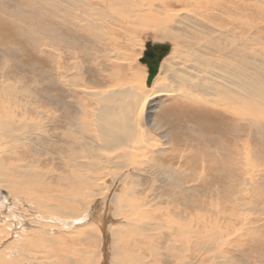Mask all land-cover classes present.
<instances>
[{"label":"bare ground","instance_id":"bare-ground-1","mask_svg":"<svg viewBox=\"0 0 264 264\" xmlns=\"http://www.w3.org/2000/svg\"><path fill=\"white\" fill-rule=\"evenodd\" d=\"M183 1L153 4L157 12L145 8L135 14L126 12V0H25L26 6L19 0L6 2L7 15L16 17L12 28L24 34L41 30L44 36L39 45L29 41L37 59L30 72L15 63L0 67V264H257L258 252L264 250L261 241L257 248L239 249L236 257L217 245L227 246L232 236L250 238L248 231L259 239L261 225L249 221L235 227L231 217L209 218L205 212L193 216L163 202L173 199V175L182 189L191 175L206 173L212 161L201 158L192 166L191 150L171 144L161 129L172 125L150 112L157 99L175 95L180 103L190 98L207 103L222 111L224 120L229 115L237 119L238 136L246 133L264 144V36L243 30L254 27L242 13L248 0H208L210 8L218 1L224 9L236 8L214 10L232 24L207 29L197 27L204 21L196 9L173 11ZM126 24L158 34L176 32L180 57L163 61L150 86L126 87V74L118 64ZM117 31L119 36L112 39ZM0 54L5 59L1 48ZM176 59L194 67L182 71L185 62L176 61L174 67ZM126 61L133 70L135 61ZM101 65L109 71L107 78ZM202 78L210 84H202ZM108 83L114 87L106 88ZM224 149L223 143L219 151ZM163 155L171 159L170 171L159 167ZM256 159L264 172V161ZM238 162L231 164L241 178ZM132 170L153 179L146 186L163 185L159 202L139 188L137 179L126 186ZM244 186L247 191L255 187L249 174ZM253 197L254 211L261 214L264 192ZM61 230L71 233L59 235ZM157 238L167 240L162 253L157 252ZM139 239L152 244V258H143L138 247L126 253V242L137 246ZM97 243H103L102 260Z\"/></svg>","mask_w":264,"mask_h":264},{"label":"rangeland","instance_id":"rangeland-1","mask_svg":"<svg viewBox=\"0 0 264 264\" xmlns=\"http://www.w3.org/2000/svg\"><path fill=\"white\" fill-rule=\"evenodd\" d=\"M7 1L8 0H0V48L2 52H4L2 56L5 57V59L3 57V59L0 58V67H7L9 63H15L25 68L24 70L30 72L31 67L34 68L33 65L37 63V59L29 47V41L38 44V42L43 39L44 33L38 30L34 32H25L24 34L19 28H12L11 25L16 17L11 16V14L7 15L8 10L5 6ZM19 1L21 5H25V0ZM37 1L42 3V0ZM133 1L136 3L135 5H131ZM168 1L169 0H126V12L135 14L136 12L144 11L145 8H151L153 12H157L159 8L157 6L151 7V5H164V3ZM207 1L208 0H184L182 4L175 3L176 7L172 9L180 13H186L196 9L195 13L201 14V18L204 21L196 25L202 29H207L208 26L213 24H222L225 26L232 24L230 22L231 19H227L228 16L226 14H218L220 11L214 10L218 9L232 12L235 10L236 5L224 9L222 7V2L218 1V6L210 8L206 4ZM234 1L237 2V0ZM164 10L167 11L166 9ZM211 12H214V14H211ZM242 13L254 23V27H244L243 30L253 34L260 33L264 36V0H248V5L242 8ZM34 17L35 15H32L30 18L33 19ZM159 33L162 34V36L149 27L136 30L126 24V44H121L118 48V53L121 55V61L118 64L123 67V71L126 74V87L135 85L136 88H140L143 85H148L147 76L149 69L141 60L149 44L152 46L161 45L169 47V51L162 62L170 55L174 58L180 57V55L176 53L177 49L174 45L177 36L175 35L176 32L169 30L166 32L159 31ZM111 34V38L113 39V36H119L120 33L117 31L115 35L113 32ZM129 34H133L134 38L132 39ZM129 40L133 43L129 44ZM111 44L112 43L109 42L106 45L111 48ZM123 48H126L125 51ZM127 52L130 54V57L126 56ZM142 52H144L143 56H141ZM126 58L135 61L136 64L133 65V70H129ZM176 61L185 62V60L176 59L175 63H173L174 67L176 66ZM4 62H6V64ZM162 62L159 68H161ZM192 63L193 62L190 61L185 62L181 66L182 71L189 72L191 67H194ZM114 66L117 67V64H114ZM206 68L208 67L204 66V69ZM173 69L169 70L172 71V73H168L169 78L173 76ZM175 69L179 70L181 68L176 67ZM101 72L105 78L108 77L109 71H107L103 65H101ZM38 75H42V71H39ZM145 77H147V79ZM201 82L204 85L205 82H207V85L210 84L205 78H202ZM167 83L171 86V89H173V87L174 89L176 88V83L173 80H169ZM52 84L55 85L56 83ZM38 87H42L41 83L38 84ZM109 87L114 86L108 83L106 88ZM173 96L175 98H173ZM173 96L171 98V95H165L161 97L162 99L159 98L156 100L157 102L153 103L150 111L152 112L153 118L155 117L158 121L162 120L172 125L170 128H163L161 130L168 133L171 144H176L191 150V155L193 156L191 162L192 166L200 161L201 158L206 160L210 159L212 161V166L206 173L197 176L191 175L189 183L183 185L182 189L178 187V175L172 174L174 176V181L169 182V186L171 187L170 190L173 194V199L168 197L165 198L163 200L165 206L174 210L180 209L183 212L188 211L193 214V216H196L199 212H205L209 218L220 219L223 217H231L235 227H241L243 224H247L251 221L264 228V208L260 209L261 214H257L252 205L253 200H255L253 197L254 192H264V179L262 180L264 172H261L262 168L258 165V160L256 159L258 158L260 162L264 161V144H262L258 138L255 140L250 139L246 133L238 136L237 130L239 126L237 125V119L233 116L229 115V117L224 120L223 112L217 111L212 107L209 108L207 103L199 100L194 101L191 98L186 103H180L178 97L175 95ZM219 104L220 103L216 102L215 106L220 108L221 105ZM223 143L225 149L224 151H219ZM219 155L223 158L225 163L222 162ZM246 155L251 156V158L245 160ZM170 161L169 155L159 157V167L163 169V171H170L171 169L167 168ZM234 161H239L237 165L243 166V176L241 178H238L234 173V165L231 164ZM139 173L138 171L132 170L130 176L126 175V186H129L133 180L137 179L139 188L147 192L148 196L154 201L159 202V196L163 190V185L159 183L146 186L152 184L153 179L146 175L139 177ZM248 174L254 180L255 187L247 191L244 182L245 176ZM140 180L143 183L141 187ZM7 197L8 195L6 198ZM1 199L2 198H0V201L4 202ZM8 205L10 206V203L7 204V207ZM147 210L149 212L155 211V209H149L148 207ZM74 230L76 229L73 228L71 231L73 232ZM71 231L67 233L61 230L59 235L64 236L71 233ZM246 235L250 238L232 236L231 240H227V246L219 242L217 247L220 251L232 254V257H236L237 252L241 248H257L259 247L260 241L264 244V229L259 233V239L255 238V236H253L254 234L249 231L246 232ZM54 236L53 234V238H55ZM113 238L112 235V240H110L112 243L110 244H112L111 246L115 249ZM156 242L160 247L157 252L162 253L164 247L167 245V240L163 242L160 238H157ZM97 244V250L102 260L104 255L103 243H101L102 245L100 243ZM137 247L140 249L143 258H152V244L147 243L144 239H139L137 246L132 242H126V253L136 251L138 249ZM92 249H94V244H92ZM257 257V264H264V250L259 251ZM165 259L168 260L169 257L165 255ZM165 264H169L168 261Z\"/></svg>","mask_w":264,"mask_h":264},{"label":"water","instance_id":"water-1","mask_svg":"<svg viewBox=\"0 0 264 264\" xmlns=\"http://www.w3.org/2000/svg\"><path fill=\"white\" fill-rule=\"evenodd\" d=\"M169 51L168 46H152L149 44L147 46L146 52L144 53V57L141 60L143 64L148 65L149 69V77L147 84L150 86L152 83L154 77L158 73L160 63L164 59V57L167 55Z\"/></svg>","mask_w":264,"mask_h":264}]
</instances>
